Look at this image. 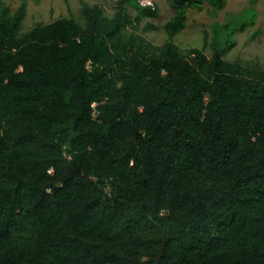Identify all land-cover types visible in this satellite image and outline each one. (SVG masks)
<instances>
[{
    "label": "trees",
    "instance_id": "1",
    "mask_svg": "<svg viewBox=\"0 0 264 264\" xmlns=\"http://www.w3.org/2000/svg\"><path fill=\"white\" fill-rule=\"evenodd\" d=\"M166 3L151 52L125 34L159 17L137 0L24 35L0 0V264H264V70L224 58L257 0L210 58L174 39L227 0Z\"/></svg>",
    "mask_w": 264,
    "mask_h": 264
},
{
    "label": "rangeland",
    "instance_id": "2",
    "mask_svg": "<svg viewBox=\"0 0 264 264\" xmlns=\"http://www.w3.org/2000/svg\"><path fill=\"white\" fill-rule=\"evenodd\" d=\"M6 6L14 14L22 4L27 6V15L23 22L20 35H24L38 25H48L60 19L72 18L79 24L84 25L82 5L101 6L107 17H113L119 0H3ZM159 17L156 19H143L141 24L133 28L128 27L125 31L127 37L136 35L145 38L150 51L157 52L168 39L164 30L167 24L175 15L174 11L167 5L166 0H154ZM252 0H227L224 10L213 15L212 8L208 4L202 5L199 9H190L187 13L185 29L179 33L174 41L179 48L186 53L190 49L203 50L210 58L213 54L212 41L215 36V28H219L222 37L221 45L224 46L225 33L221 27L227 22L230 15L238 16L251 8ZM257 20L254 26H248L244 32L234 34L231 39L234 41L233 48L225 55L228 62L240 61L250 69L264 70V0H257L255 5ZM132 18L137 16L135 6L129 7ZM147 24H152L158 29L146 32ZM208 34V41L205 45V34Z\"/></svg>",
    "mask_w": 264,
    "mask_h": 264
},
{
    "label": "built area",
    "instance_id": "3",
    "mask_svg": "<svg viewBox=\"0 0 264 264\" xmlns=\"http://www.w3.org/2000/svg\"><path fill=\"white\" fill-rule=\"evenodd\" d=\"M139 7L141 8H149L152 10H155L157 8L154 0H137ZM97 106L96 104L93 105V108L95 109ZM93 116H96V112H94ZM110 191V189H109Z\"/></svg>",
    "mask_w": 264,
    "mask_h": 264
}]
</instances>
